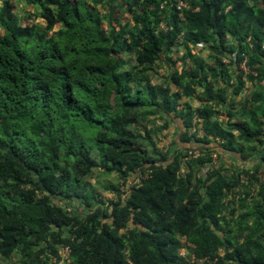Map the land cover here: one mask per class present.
Returning <instances> with one entry per match:
<instances>
[{"label":"trees","instance_id":"1","mask_svg":"<svg viewBox=\"0 0 264 264\" xmlns=\"http://www.w3.org/2000/svg\"><path fill=\"white\" fill-rule=\"evenodd\" d=\"M0 2L1 259L51 264L68 247L72 264H264V90L241 101L244 125L232 117L219 124L206 104L196 111L202 146L190 147L195 158L155 150L152 158L150 136L136 128L155 114L165 127L173 115L188 128L195 112L181 100L195 84L206 103H236L244 83L236 69L227 75L218 55L234 52L238 62L247 54L262 81L264 0H186L182 13L175 0H26L34 11L24 23L10 0ZM121 12L131 28L116 17ZM200 45L217 57L214 67L191 54ZM159 61L172 67L165 84L153 85L146 74ZM219 151L250 167L229 175L218 165L195 177ZM94 169L115 173L127 196L117 188L115 200L97 199L85 180ZM262 174L258 198L237 219L220 216L232 203L223 195L239 194ZM136 175L146 178L129 185ZM179 237L192 246V263L179 256Z\"/></svg>","mask_w":264,"mask_h":264},{"label":"rangeland","instance_id":"2","mask_svg":"<svg viewBox=\"0 0 264 264\" xmlns=\"http://www.w3.org/2000/svg\"><path fill=\"white\" fill-rule=\"evenodd\" d=\"M20 2L25 3V0H12V4L15 6V11L17 13V15L19 16L20 19H25L26 18V13L23 12V10H21L20 8ZM1 5V2H0ZM28 5V4H27ZM30 5V4H29ZM28 5V6H29ZM29 8V10H32V7L29 6L27 7ZM130 15L128 13H124L121 12V14H117L116 17H119L120 20L125 24V26H129L128 28H131L133 25L130 24ZM38 23H42L41 19L37 20ZM38 25H43V24H38ZM105 32L109 34V29L107 27H105ZM207 54L208 51H202L201 53V58L204 59L202 60L203 62H205V64H207L208 66L211 67L210 63H207L206 61L209 60L207 59ZM173 60H175V56L171 57ZM126 59V60H125ZM130 59V61H132V56H128V55H123V60L126 62H128ZM187 66H192V59H188L187 61ZM127 65V64H126ZM132 67V63L131 65H129ZM170 67L171 64L167 61H162V62H158L157 67L155 68V71H150L146 74L147 78L149 79V81L151 82V84L153 85H159V84H165V82H167L168 76L170 74ZM125 69L129 70V67L127 66ZM203 70L205 71L204 67ZM207 97V93L204 92V89L201 88L199 85L197 86L195 84L194 87V91L193 94L191 96H184L183 99L181 100V102L187 103L190 108H191V112H195L194 114L192 113V119L190 122V126L188 128H184L182 121L179 118L173 117V115H171V118H174L173 121L169 122L168 127H165L164 124V120L162 118L159 117V114H155V115H151L150 116V122L154 124V127H152V130H150V124H138V126L136 127L137 130L146 138L148 136H150V142H146L145 145L147 147L148 152L150 153L152 158L158 159L157 155H154L152 153V150H155L157 153H165V152H176L179 156L186 154L189 158H195L199 155V153L195 150H191V146L192 145H200L202 144L200 141H196L198 140L199 136H198V123L195 120V118H197L199 115L196 113V111L200 110L201 108H203L205 106V104L210 108H213V112H215L213 114V116L211 117L212 120L218 122L219 124L224 123V121L228 120V117H232L230 120L231 124H246L248 122L247 119V114L246 115H241L239 114V110L242 108L243 103H233V104H226L224 106V103L222 102V104H213V103H206L204 102L205 99ZM245 101V100H244ZM245 104V103H244ZM224 106V107H222ZM184 107V106H183ZM182 107V108H183ZM228 109H230L231 113H229ZM185 113V109H182V113ZM231 114V115H230ZM199 118V117H198ZM182 119V118H181ZM230 123H226L223 125H230ZM224 127V126H223ZM127 128V125H126ZM233 130V129H232ZM185 131L187 132L186 136L188 137V139H190V143L189 144H184L183 142V137H184V133ZM235 135H238V132L236 130H233ZM148 133V134H147ZM198 143V144H197ZM216 142L212 143L209 148H216L217 144H215ZM202 146V145H200ZM245 146V145H244ZM246 148V146L244 147ZM93 158L95 160H98V156L96 154L95 151H93L92 153ZM217 153H214L211 156V162L209 165H212L213 160H215V163L213 165L214 166H222L225 169V173L231 175L232 173H236V172H240L243 171V168H249V163L248 164H244L241 162H238L236 159L232 160L230 159V155L227 152H220L216 155ZM245 156V153L240 154V157ZM254 160V158L250 157L248 161ZM181 161L185 162L186 158L183 157V159H181ZM253 164V163H252ZM209 165L207 166H203L202 168L205 169L207 168ZM221 167V168H222ZM252 167V165H251ZM201 168V169H202ZM253 168V167H252ZM201 169L196 172L193 173V175L197 178H201V179H205L207 177V175H202V171ZM186 168L184 166L181 167L180 171L178 172L179 176L184 177L186 175ZM263 171H260V173ZM209 173V172H208ZM244 177H246V174H243ZM135 176H132L130 178V180H132ZM263 177L262 175H259L258 179L255 178H249V183L248 186L246 188V190H244V188H240L238 187L236 189L237 192H239V194L237 195H232L230 197H227L226 195H223V202L226 205V203H229L230 201H232V203H230L228 206L226 211L223 212V214H220V216H223L224 214L227 215L226 216V220L228 221L229 217L237 219L240 215V213L242 212V210H244V206L246 204H250L252 202V200L257 199L258 198V191H259V179ZM85 180H87V185L90 186V190L92 189V193H94V195L97 197V199L103 200V202H109L111 200H115L118 197V194L116 192V189L118 188L119 193L121 195H123L126 191L125 187L121 188V181L118 179L117 175L115 173L112 174H105L102 171H99L98 169H94L92 171V174L90 176H88L87 178H85ZM135 182V181H134ZM191 184H195L194 179L192 180ZM86 185V184H85ZM84 185V186H85ZM121 189L124 190V193H122ZM91 192V191H90ZM225 194V193H224ZM117 196V197H116ZM227 198H230V200H228ZM233 198V200H232ZM243 201V203H241ZM76 212H78L79 214L83 213V209L82 207L78 206L75 207ZM231 210H235L234 213L232 215H230V211ZM227 213V214H226ZM225 221V220H224ZM224 221L221 222V227L224 224ZM232 226V225H231ZM230 227H222V231L224 233H228ZM216 234H220L218 232V230H216L215 232ZM180 240V248L179 250L183 251V254L185 255L186 259L188 260V263H192V254H191V245L187 242V240L184 237H179ZM61 251L59 250L58 252V259H52L51 264H72V262L64 260L61 257V254L59 255ZM224 254L223 250H219V256L222 257ZM0 264H19V258L17 255H13L11 258L8 259H1L0 258ZM200 264H203L202 262Z\"/></svg>","mask_w":264,"mask_h":264},{"label":"built area","instance_id":"3","mask_svg":"<svg viewBox=\"0 0 264 264\" xmlns=\"http://www.w3.org/2000/svg\"><path fill=\"white\" fill-rule=\"evenodd\" d=\"M174 6H175L176 10L180 13H182L184 10L188 9V4H187L186 0H175ZM162 7H163V5H161V8ZM162 27H164V26L162 25ZM179 40H181V39H179ZM247 42H249V43H247ZM247 42H245V44L246 43L249 44L248 47L250 49H252L253 44L250 42V40H247ZM230 43L236 44L233 41H228L227 44H230ZM259 45H260V51L263 54L261 59H260V62L264 65V39L262 40V42ZM202 51H205V50H204V47L202 45H200L196 48H193L191 50V54L194 57H200ZM217 57L208 56V54H207V59H209L208 63H210L212 67H214L216 65L215 59L217 58V59H219V61L222 65H224L228 69H231V68L233 69V67H234L237 70L236 74L241 75V79H242V82L244 83V86L241 88V91L239 92V94H237L236 97L234 98L236 103H240L242 100L249 98V95H251L253 92L257 91V89H256L257 86H260L261 83L264 82V79L262 81H259L258 71L256 69H253L250 67V65H249L250 56H248L247 54L243 53L238 62H236V54L234 52L231 54L218 55ZM232 78H234V76ZM195 120L197 121V123H199L198 117L195 118ZM214 163H215V160H213L212 165H209L205 169L202 168L201 169L202 175H204V176L207 175L208 172L210 170H212ZM141 178L145 179L146 176H141V175L137 176L136 175L132 180L129 179L130 180L129 185L130 184H132V185L137 184ZM246 179H247V177H244L243 175L241 176V182L242 183H244ZM124 187H125V189L127 188V186L121 184V188H124ZM121 191H122V193H124L123 189H121ZM125 191L126 192L122 195L123 198L127 196L128 192H129L128 188ZM60 251L61 252L59 253V255L61 254V257L64 260L69 261V254H70L69 248L64 247V248L60 249ZM178 253H179V256L186 258L185 255L183 254L182 250L181 251L179 250Z\"/></svg>","mask_w":264,"mask_h":264},{"label":"crops","instance_id":"4","mask_svg":"<svg viewBox=\"0 0 264 264\" xmlns=\"http://www.w3.org/2000/svg\"><path fill=\"white\" fill-rule=\"evenodd\" d=\"M11 2H12V0H10ZM14 4V3H13ZM20 8H21V10H23V12L24 13H26V12H32V11H34V7H32V10H29V8H27V7H29L28 5H27V3H26V0H25V3H22V2H20ZM14 8H15V6H14ZM17 14V13H16ZM38 20V19H37ZM20 21L22 22V23H24V22H26V20H24V19H20ZM233 69H235L234 67H233ZM232 68L231 69H228L227 70V72H228V76L229 77H233L234 76V73L232 72V70H233ZM228 76H226V79L228 78ZM225 83H227V82H225ZM225 85V84H224ZM225 86H227V85H225ZM226 88V87H225ZM257 91H263L264 90V82L263 83H261V85L260 86H257ZM232 100V99H231ZM234 101H235V99H234ZM223 107V106H222ZM221 151H219V152H217V153H220ZM217 155V154H216ZM99 171H101L100 169H98Z\"/></svg>","mask_w":264,"mask_h":264}]
</instances>
